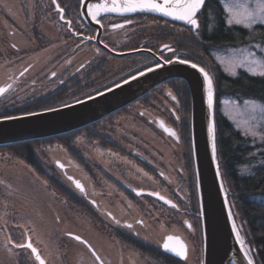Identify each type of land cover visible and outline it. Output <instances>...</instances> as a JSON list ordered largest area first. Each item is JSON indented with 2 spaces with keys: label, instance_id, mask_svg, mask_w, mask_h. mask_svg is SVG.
<instances>
[{
  "label": "flooded vegetation",
  "instance_id": "flooded-vegetation-1",
  "mask_svg": "<svg viewBox=\"0 0 264 264\" xmlns=\"http://www.w3.org/2000/svg\"><path fill=\"white\" fill-rule=\"evenodd\" d=\"M44 1L41 3L39 0L38 6H41L43 11L38 16L41 20L47 19L51 9V13L58 17L59 23H52L56 32L53 31L51 23L45 21L27 23L29 12L32 10L31 0H0V69L6 72L17 67L20 69L14 77L7 76L8 80L0 85L8 88L7 92L0 95V118L54 109L69 100L84 99L158 65V59L191 61L188 57L197 48L191 41L188 43L187 37L193 34L188 33L186 27L152 14H107L99 18L100 23L95 20L90 23L82 15V0ZM225 8L223 0H208L203 14L215 13L218 9L226 14ZM21 20L24 23H20ZM31 20H34V17ZM115 25L122 27L117 28ZM46 26L53 32L51 39H47V33L42 30ZM172 29H175V36L160 35ZM201 29L203 31V25ZM202 31L199 34V42L202 40ZM16 36L20 37L18 41ZM164 45L169 47L165 48ZM48 47H55L48 64L40 67L33 61L22 68L23 63ZM213 48L214 46H210V49ZM45 67L47 68L43 69ZM177 80L159 85L141 99L87 129L89 133L97 135L102 156L98 164L94 162L93 157L87 156L84 169L86 176H90L93 181L99 179L102 201L93 198L87 186L81 191L75 185L80 194L73 195L74 201L68 204L79 203L74 210L77 215L83 214L78 216V220L86 225L80 233H67L66 237L72 239L77 247L87 250L98 264L110 263L106 257L108 253H104V257L100 255L90 239L93 231H97L101 238L99 243L102 244V252L106 249L115 252L121 248L129 253L146 255L150 259L169 257L176 264L185 261L189 248L187 240L181 235L169 234L178 237L186 246V257L164 250L163 243L169 235L162 243L151 240V229H155V209H158L163 217L168 218L172 213L173 216L183 215L189 218L190 220H185V226L188 231L199 232L195 239L196 242L199 240L198 245L204 254L200 208L195 210V203L192 200L187 201V189L192 187L189 185L192 178L189 177V180L185 175L188 171L182 168V163L192 165V161H188L186 154L184 157L177 154V157L172 153L174 148L171 142H180L183 145L189 127L186 112L183 110L185 107L183 96L181 98L182 90L178 86L181 83ZM9 85L11 87H8ZM137 106L142 108L139 110ZM143 108L146 112L142 111ZM118 115L124 116L127 120L125 124L116 122ZM165 128L174 131L176 136L170 135ZM108 148L111 149V154L107 152ZM169 155L173 156H170L168 165H175V160L181 165V170L174 180L168 166L164 164V157L169 159ZM123 158L130 163L125 164ZM47 163V166L38 168V172L48 178H53L54 170L58 167L66 170L65 166L61 167L58 163V167L53 166L54 168L50 165L53 164L52 161ZM0 172V185L9 187L10 182L6 180V176L11 172ZM68 178L75 180L70 176ZM170 178L174 182H171ZM152 183H155V186ZM48 185L51 186V183ZM64 191L67 196H71L70 191ZM165 201H171L176 207ZM104 203L111 209L123 206V203L146 205V220L122 222L113 210L100 209ZM94 225L98 226V229ZM75 236L81 237L84 242L74 239ZM138 236L144 240H138ZM31 244L38 250L34 243ZM22 248L29 249L24 244ZM21 250L18 249V253L21 254Z\"/></svg>",
  "mask_w": 264,
  "mask_h": 264
},
{
  "label": "rangeland",
  "instance_id": "rangeland-1",
  "mask_svg": "<svg viewBox=\"0 0 264 264\" xmlns=\"http://www.w3.org/2000/svg\"><path fill=\"white\" fill-rule=\"evenodd\" d=\"M207 1L208 0H206V3ZM223 1L226 7L231 6L233 8V11H227L226 13V22L228 26L252 29L257 25H264L259 22H252L250 26L245 27V24L248 23L252 17L249 16L244 9L238 8L237 5L245 3L246 0ZM44 2V0H41V3ZM252 3L254 5V0H252ZM38 5L39 0H31L32 10L29 12L30 18L27 19V23H44L45 21L46 23H51L53 31L56 32L55 26L52 23H59L58 17L54 15L53 12L51 13V9H49L47 19L41 20L38 14L43 10H41V6ZM203 12L204 9L197 17L200 23L198 28L189 27L172 21L170 22L186 27L188 33H192L198 39L202 31L201 15ZM256 15L258 18L259 14L257 13ZM206 16H209V14H206ZM15 17L18 19L17 16ZM32 17H34V20H31ZM230 18L233 20V23L228 22ZM237 18L241 20V23H235V19ZM20 23H24V21L21 20ZM46 28L44 27L42 30L47 33L46 38L51 39L53 32L48 26H46ZM172 31H174L173 34ZM182 31L183 30H180V32ZM138 34V40H140V30H138ZM166 34L172 37L175 36V29L160 33V35L164 37ZM18 39H20V37L16 36L17 41ZM187 41L189 43V37H187ZM54 52L55 47H48V49L23 63L22 68L33 61H36L40 67L48 64ZM206 59L211 61V65H206L205 61L202 62L205 65V71L208 72L209 76L212 78L214 97L216 94L214 78V73L217 72L215 71L217 70L216 65H218L226 75L231 77H237L240 71H245L253 76L264 77L259 75L260 72L264 71V43L256 42L237 46H214L213 49L208 48ZM46 68L47 67L43 69ZM19 70L18 67L8 72L0 69V85L8 80L7 76L14 77ZM178 86L182 90L181 98L183 96L182 99L185 107L183 110L186 112V120L189 122V127H186L187 138L185 142H183L184 146L180 144V142L176 144L171 142L174 148L172 149V153L175 156L178 154L179 157H184V154H186L188 155V161H192V165L186 164L185 162L182 163V168L188 171L185 174L186 177L188 176V179L189 177L192 178L191 180L189 179V185H192V187H188L187 189V201L192 200L196 205L195 210L198 211L200 205L198 201L191 140L192 100L191 95L188 93L189 88L187 86L183 87L182 84ZM76 101L79 100H69L63 103L64 105L62 106L69 105ZM137 108L140 110L142 106H137ZM219 109L221 114L227 118L233 127L250 141L249 145L251 143V145L256 148L251 155H248V160L251 159L252 156L254 158L257 156L260 157L250 160L249 163L254 162V164L264 165V159H262L264 156V103L254 99L238 100L232 95H226L221 98ZM142 111L146 112L144 108ZM116 117V122L118 123L125 124L127 121L124 116L118 115ZM88 128L89 127L77 131L76 134L70 136V139H68V137L58 136L47 140H37L38 142L32 141L34 143L30 146L32 152L31 156L25 154V148L22 147H0V171H4L5 173L6 171L7 173L11 172L10 175L6 176V180L10 182V186L0 185V264H39L32 250L22 248L21 246L23 244L27 246V244L31 242L38 248L39 251L37 250V253L43 257L42 259L46 261L47 264H98L87 250H84L82 247H77V244L72 239L66 237L67 233H80L82 229H85L86 225L84 222L78 220V216L83 214L78 213L77 215L74 210L75 206L77 208L79 203L68 204L74 201L73 195L80 194L72 182V179L68 178V176L81 182L83 187L87 186L92 197L102 201L99 179L93 181L92 178L87 175L88 178L84 169L85 160L88 158L87 156L93 157L94 162L97 164L102 156L101 145L96 139L97 135L89 133V130H87ZM216 146L222 182L225 193L228 196V204L234 219L235 227L253 262L257 264V260L254 257L255 248L248 242V236L250 239L251 237L244 223L239 206L237 205L236 194L231 191V183L227 173L224 171L225 164L219 154L218 145L216 144ZM110 151L111 149L108 148L107 152L111 154ZM109 156L111 157L114 155ZM116 156L119 157L118 155ZM170 156L173 155H169V159L167 156H163L165 159L164 164L168 166V170L174 180L176 179V174L181 170V165L178 164L176 160L175 165H168L171 161ZM51 161L53 162V164L50 163L52 167H58L56 165V163H58L60 166L62 165V167L65 166L66 170L59 169V167L56 168V170H54L55 173L52 175L53 178H48L47 175L38 172L40 171L38 168L47 166V162ZM122 161L125 164L130 163L126 161L125 158H123ZM252 168L251 165L248 164L245 165L244 168L241 166L240 170L243 174H251L253 171ZM172 179L170 178L171 182H174ZM48 183H51V186H49ZM152 184L155 186V183ZM64 190L67 192L70 191V193H72L71 196H67ZM251 198L264 205V192L255 194ZM188 206L189 202L187 204V207ZM100 209L104 211L113 210L115 216L122 222L146 220L144 211L147 209V206L141 205L140 203H123V206H116L112 209L104 203L102 207L100 206ZM154 211L156 213L153 217V226H155V229H153V227L151 229V240L156 242L160 241L162 243L167 235L179 234L187 240L189 248L187 259L180 262V264H203L204 254L203 251L200 250V245H198L199 240L197 239L198 242H196L195 239L196 234L198 235L199 232L196 233L194 230L188 231L185 226V220L189 218H185L183 215L173 216L172 213L167 218L165 216L163 217L158 209ZM94 226L98 229V226ZM97 233V231H93L90 235V239L93 241L100 255L104 257V253H108L106 257L110 264H176L175 261L169 257H164V259H150L146 255L143 256L133 252L129 253L121 248L115 252H113L112 249H106L102 252L100 249V245L102 244L99 243L101 238ZM138 240L143 241L144 238L138 236ZM18 249H22L21 252L23 254L18 253Z\"/></svg>",
  "mask_w": 264,
  "mask_h": 264
},
{
  "label": "water",
  "instance_id": "water-1",
  "mask_svg": "<svg viewBox=\"0 0 264 264\" xmlns=\"http://www.w3.org/2000/svg\"><path fill=\"white\" fill-rule=\"evenodd\" d=\"M104 2L105 0H82L81 11L84 19L90 23L94 21L88 14L86 5L91 6ZM158 2H162V0H158ZM205 4L206 0L197 13L196 19L202 13ZM137 13L152 14L193 27L185 21L175 20L152 11L123 14L101 12L97 19L107 14ZM197 21L199 25V20L197 19ZM179 60L182 59H173L171 63H165L158 59L160 66L151 67L152 71H148V68L140 72H143V75L138 73L109 89L69 105L54 108L52 111L33 112L36 115L11 116L14 119L0 118V147L54 138L83 130L121 111L159 85L175 79L182 80L189 88L192 100L191 140L204 234L203 264H248L251 256L241 241L236 227H233L235 224L222 182L217 159V146L215 158L212 153L213 138L215 145L217 144L214 89L212 106L209 107L207 85L202 73L198 69L192 68L191 64H182ZM210 125L214 128L212 134L208 131ZM217 170H219V175H217ZM72 182L76 185V180H72ZM37 254V252L34 253V256L36 257ZM40 258L42 259L41 256ZM38 262L40 264L39 260ZM44 264H46L45 261ZM252 264H255L253 260Z\"/></svg>",
  "mask_w": 264,
  "mask_h": 264
},
{
  "label": "trees",
  "instance_id": "trees-1",
  "mask_svg": "<svg viewBox=\"0 0 264 264\" xmlns=\"http://www.w3.org/2000/svg\"><path fill=\"white\" fill-rule=\"evenodd\" d=\"M201 16V24L203 25L202 40L199 42V36L198 39L195 35L189 36L190 41L197 48L193 54L189 55L188 59L203 68L205 65L202 61H205L206 65H211V61L206 59V53L210 46L264 43V25H257L252 29L228 26L226 14L220 9L216 10L215 13H210L209 16H206V14ZM216 66L217 70L215 71L217 72L214 73L216 91L215 123L219 154L224 161V171L230 180L231 191L236 194L237 205L251 237L250 239L248 236V242L255 248L256 263L264 264V205L251 198L255 194L264 192V165L254 164V162L249 163L250 160L260 157L254 158L252 156L248 160V155H251L256 148L251 143L249 145L250 141L233 127L219 109L220 100L226 95H232L238 100L254 99L264 103V77L253 76L245 71H240L237 77H231L226 75L218 65ZM177 81L183 87L187 86L182 80ZM188 93L190 94L189 91ZM74 134L76 132L61 137L70 139V136ZM32 143L34 142H24L7 147L25 148L24 153L31 156L30 146L33 145ZM262 159H264V156ZM248 164L251 165V168L253 167V171L251 174H243L240 167L243 166L244 168Z\"/></svg>",
  "mask_w": 264,
  "mask_h": 264
},
{
  "label": "snow or ice",
  "instance_id": "snow-or-ice-1",
  "mask_svg": "<svg viewBox=\"0 0 264 264\" xmlns=\"http://www.w3.org/2000/svg\"><path fill=\"white\" fill-rule=\"evenodd\" d=\"M205 3V0H162V2H158V0H105L103 4H95L87 7L88 14L95 20L97 23H100L98 16H100L101 12L109 13H130L137 11H152L159 12L164 16L172 17L175 20L185 21L187 24L193 26L194 28H198V21L195 18L197 13L201 10ZM59 8V5H57ZM238 8L244 9L245 12L252 17V19L245 24V27L250 26L252 22H259L264 24V0H254V5L252 0H246L245 3H241L237 5ZM226 11H233L231 6L225 8ZM62 12L63 9H60ZM259 14L258 18L256 14ZM239 15V13H238ZM229 23H233V20L230 18ZM235 23H241L240 19H235ZM114 27H122V25H115ZM165 48H168V45H164ZM171 60H166L165 63H171ZM182 64H191V67L194 69H198L200 73H202L204 81L207 85L208 92V104L209 107L212 106V96H213V81L209 76L208 72L205 71L203 67H199L196 63H191L188 60H179ZM160 65H157L159 67ZM152 68H149L148 71H152ZM143 75L144 73H140ZM259 75L264 76V71L260 72ZM135 79V77H133ZM127 83V81H125ZM8 87H11L10 85ZM8 88L0 87V95L7 92ZM175 99V97H173ZM52 111L53 109H48ZM28 115H36V113H28ZM5 119H14V117H5ZM165 131L169 132L170 135L176 136V133L171 129L165 128ZM209 133L212 134L214 132V128L210 125L208 129ZM212 153L215 158L216 154V145L213 138L212 144ZM62 167V165H61ZM217 175H219V170H217ZM76 186L81 191H83V186L76 181ZM139 194V193H138ZM158 195V194H156ZM160 199H164V197H160ZM168 204H171L172 207H176L175 204H172L171 201H165ZM131 227V225H128ZM191 227V225H189ZM235 228V225H233ZM74 239L81 241V237L75 236ZM175 241L176 243H170ZM84 242V241H81ZM23 247V245H21ZM27 247L32 250L33 253H36L37 250L32 246L31 243L27 244ZM163 248L166 251H170L175 253L177 256L186 257V246L182 241L179 240L178 237H174L172 235L167 236L166 241L163 243ZM247 255V253H245ZM37 260L40 261V264H44V261L40 258L39 254L36 256ZM248 264H252L251 258H249Z\"/></svg>",
  "mask_w": 264,
  "mask_h": 264
}]
</instances>
